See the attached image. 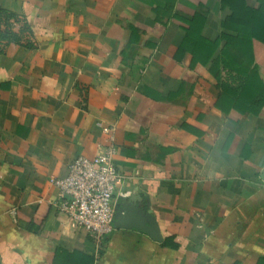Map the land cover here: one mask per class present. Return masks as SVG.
Here are the masks:
<instances>
[{"label":"crops","instance_id":"obj_1","mask_svg":"<svg viewBox=\"0 0 264 264\" xmlns=\"http://www.w3.org/2000/svg\"><path fill=\"white\" fill-rule=\"evenodd\" d=\"M201 7L214 42L221 0H0V31L19 40H0V264H264V103L231 93L225 42L196 61L185 30ZM105 126L115 206L135 197L160 242L97 239L55 208L52 179L102 151Z\"/></svg>","mask_w":264,"mask_h":264},{"label":"trees","instance_id":"obj_2","mask_svg":"<svg viewBox=\"0 0 264 264\" xmlns=\"http://www.w3.org/2000/svg\"><path fill=\"white\" fill-rule=\"evenodd\" d=\"M221 4L223 8L229 10L230 14L228 19L222 23L220 37L216 41H208L202 36V30L209 14L205 8H199L188 23V29L185 30L186 35L195 34L198 37L195 59L196 61L204 60L203 62L207 63L221 43L225 42L221 51L222 69L229 79L232 77L238 82L237 87L233 88L231 93L238 100L252 94L254 103L263 106L264 0H258L257 7L249 6L246 0H221ZM2 38L19 41L16 34L9 33V30L0 31V40ZM213 74L221 82L225 95L229 93L228 77L223 81L218 72H213ZM163 246L175 249L179 247L170 238L163 242ZM88 262V264H94V261Z\"/></svg>","mask_w":264,"mask_h":264},{"label":"built area","instance_id":"obj_3","mask_svg":"<svg viewBox=\"0 0 264 264\" xmlns=\"http://www.w3.org/2000/svg\"><path fill=\"white\" fill-rule=\"evenodd\" d=\"M103 131L108 135V143L102 151L93 158L77 157L66 177L52 179L60 197L55 208L97 239L115 230L114 196L124 178L115 164L114 127L105 126Z\"/></svg>","mask_w":264,"mask_h":264},{"label":"water","instance_id":"obj_4","mask_svg":"<svg viewBox=\"0 0 264 264\" xmlns=\"http://www.w3.org/2000/svg\"><path fill=\"white\" fill-rule=\"evenodd\" d=\"M261 178L264 181V172ZM114 227L116 230L140 229L147 232L153 240L161 241V234L156 219L142 212V209L137 206L135 197L115 206Z\"/></svg>","mask_w":264,"mask_h":264}]
</instances>
